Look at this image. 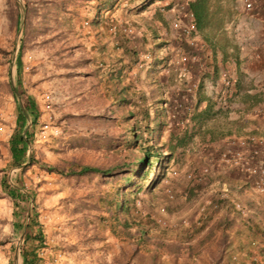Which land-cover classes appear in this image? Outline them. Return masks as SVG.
Masks as SVG:
<instances>
[{
    "label": "rangeland",
    "instance_id": "rangeland-1",
    "mask_svg": "<svg viewBox=\"0 0 264 264\" xmlns=\"http://www.w3.org/2000/svg\"><path fill=\"white\" fill-rule=\"evenodd\" d=\"M14 1L18 7V0ZM29 1L32 6H38L35 0ZM140 1L141 0H121L112 11H103L110 25L115 24L117 26L120 24L124 26L127 24L131 28L129 33L124 34L120 30L112 33L108 31L109 26H107L105 30H107L106 32H110L108 37L112 40L114 34L120 32L123 33L124 36H128L124 37L125 43L127 41L129 43H134L135 37H133V33L136 34L139 32L138 27L134 25L135 19L138 18L137 14H140V17L149 18V15H153L154 10L157 12V9H159V17L162 18L166 25L164 26L163 24L158 29H163L162 31L171 33V35L176 38L177 33L170 28L169 23L172 17L176 18L178 16L179 18V12L174 9L173 15H170V12L169 15H167L166 5L164 6L163 3L158 0L152 2L153 5L151 6L148 4V8H146V6L140 9L138 7ZM249 1L251 2V8L248 10L243 7L242 0H218L215 3L213 2V5L217 3L220 7V11L216 12L215 18H219L220 15H223L222 19L224 21H229L227 22L229 26L226 27V24L224 26L226 22H223L222 28L215 33L212 40L216 39L223 47L227 46V50H229L228 52L230 54H232L230 50L231 45L233 41L236 40H240L242 45H244V43L254 44L256 48H259L260 51L264 53V0ZM100 2L101 0H92L90 3L84 2L82 5L77 6L76 10L78 14L72 20L74 24L71 29L65 31L66 33L62 36L54 37L57 30V23H52V29L45 32V35L47 34L46 36L41 33L34 34V37L31 35L27 42L28 47L24 53V61L27 67L24 66L22 72V81L24 84L28 81V87L26 91H22L21 95H19V92L15 88L14 69L10 72V61L7 67L3 55L0 53V170L3 168L6 170L8 165V155L4 142L7 140L13 127L15 107L20 104L23 108V102L26 100V97H32L34 99L40 113L37 124L29 129L31 131V145H29L27 149L30 150V153L31 150H33L35 155L40 157L41 160L45 162L78 160L83 163L107 165L111 161H114L115 157L119 156L120 149L106 153L103 149L104 142L100 140L99 136H96V134L115 133L119 130V124L118 120L110 123V121L106 122L104 119L97 117L103 112L107 116H110V113L95 97L97 93V91H95L96 89L93 87L96 78L93 74L95 62H90L86 66H78L75 62V59L79 56H94L96 61L101 58L97 42L104 41L105 38L98 40L93 37L91 34L92 30L86 24L88 19L84 17L85 11L89 10L90 6L92 7V5ZM20 3L24 14L23 0H20ZM173 3H170V5L172 6ZM31 20L32 22L37 21L35 16H32ZM117 21H120V23L118 24ZM212 21L215 22L217 20L215 19ZM247 21H250L252 24L248 25V23H243ZM9 24L10 18L7 15L6 0H0V47L9 49L12 41L14 42L12 49L13 53L15 48L19 46L22 30L18 35V27L17 32L13 33L12 30H10ZM199 33L208 46V41H206V39L211 38L209 28ZM43 36L46 38L51 37L52 39L43 42ZM135 36H137V34ZM59 43L65 44L68 51L64 49L61 53H57L56 48ZM108 45V47L111 46L109 43ZM167 45V42H160L156 45L161 48L159 52L161 56L160 59L167 56V72L179 75L177 74V70H173L172 66V60L177 54V48ZM152 47H155V45H152ZM208 47H210V45ZM219 48L220 47H217L216 50L219 58L222 59L223 55L219 52ZM150 50L151 49H149L148 53H140V50L137 51L139 62H136L131 70L128 71V78L132 79L133 83L135 79L138 81L136 75L143 81L145 69L149 63L157 61V57L153 55ZM115 52L119 53L118 50H115ZM210 53L212 52L210 51ZM146 55H148V58ZM210 59H212V56ZM233 61L234 58L232 55L222 61L225 62V65H228L226 71L237 70L234 65L235 68L233 67L230 69L229 67V64ZM201 63L202 62H200V64ZM209 64L213 65L214 63L211 61ZM31 71H33L32 74L30 73ZM101 73H103V71H101ZM163 75L165 76L167 74L163 73ZM188 79L189 78L184 79L185 98L180 99L179 102H175L179 103L177 107H175L176 110L169 111L168 109L165 118L167 119V116L170 117L167 119L168 123L165 124L160 137L161 140L166 139V133L168 131L176 133L178 131L177 128H180L181 131H185L186 140L182 145L175 148L173 157L165 165V176L157 183L154 189H152V193H156L157 198L155 201L150 200L152 206L150 210L151 219L155 220L160 228H164L166 232L169 233L176 232L178 229L185 230L187 226H192V224L195 223V216H197L196 208L211 196V193L208 192L210 190H208L204 194H199L197 198H194V202H192L191 205H185L183 201V190L188 186H194L195 183H199L201 186H207L211 182H214L215 176H219L217 173L218 171L223 172L224 170H231L234 168L229 165L223 166L219 162V153L222 151V147L220 149V142L224 134H228V132L232 130H237L238 125L228 123L226 115H223L222 112H217V110L215 111L217 108L225 107L226 102L216 103V90L208 88L206 82L204 83L205 87H207L206 95L210 96L209 94H211L212 101H214L215 104L214 108H212L213 113L211 117L200 124L189 116L185 117L184 114L186 111H188L190 115L193 109L184 108L187 107L184 101L187 100L186 102H188L189 94V99L197 95V91L187 90V88L190 87V85H187ZM7 80L11 88L13 87L17 94L15 95L14 93V97L11 96L7 89ZM103 84L104 81L99 85L103 87ZM215 85L217 84L215 83ZM171 88H176V90L180 88L178 78H176L175 85L166 87L164 95L167 99L165 100L161 98L162 93H160L159 87L156 86V90H153L151 93L154 102L159 105H165L166 102V108H168L167 106L171 100ZM236 93L239 94L238 92H234V94ZM46 96H48L50 101L48 108H44ZM258 101L259 105H261L262 99ZM188 103H190L191 106V104H195L196 102L191 103V101H189ZM203 104H205V102H203ZM259 114L261 113L259 112ZM26 117L28 118V116ZM58 118L60 119V123L56 122ZM44 124H47V128L43 129L42 127ZM28 127L29 124L27 129ZM91 136L94 137L96 145L99 146V148L91 149L85 146L84 143L82 145L77 143L81 138H89ZM213 136L215 137L212 139ZM217 136L219 138H217ZM217 139H220V141H217ZM228 139L229 138L226 139V142H228ZM214 140L216 143L210 144V142ZM203 168H206L207 172L199 177L198 174ZM19 169L20 168L16 167L7 169L6 176L12 185L22 186L33 195L29 198L27 212L29 213L31 201H33L37 206L38 219L43 225L45 235L44 247L36 251L40 259L38 264H208V250L215 251L216 249L214 240L217 235L213 237L209 243L203 245L204 249H201L198 255L194 254L192 257L187 258L182 252L174 260L170 254L160 248L156 257L151 260L145 248L139 247L138 251L134 253V242L131 239L127 240L118 237L110 229L104 232V237L101 240L85 241L81 236L82 229L86 226L87 230H89L92 226L90 224L95 223V219L91 217L82 220L81 214L75 210L68 201V198L83 195L87 189L77 187L71 181L58 179L53 174L44 173L35 166L29 167L24 173H20ZM172 171L175 173L172 174ZM152 172L153 165L147 171L143 188L152 177ZM237 172L244 173L242 169H237ZM187 174H191V176L194 177L187 178ZM232 189L239 195L244 203L247 201L248 191L245 186L242 187L241 184H237L233 185ZM167 193H171L172 197L168 198ZM147 199L144 192L140 191L135 196V207L133 208L131 206V210L141 217L138 218L140 222L142 221L143 214L147 212L148 204H150L147 202ZM165 202L168 203L169 212L162 210V206H164ZM242 208H244L243 205ZM90 213L92 216L99 214L96 210H91ZM25 220L26 217L24 223ZM204 222L205 223L198 228L192 227L193 229L189 231L190 234L199 236L206 230L207 226L212 222V219L204 220ZM188 228L190 229L191 227ZM241 229L242 231L240 232L243 233L239 236L235 234V236L232 237L229 243L231 249H229L228 254L224 257L223 264H262V261H264L262 259V254L260 255L255 249L252 250L253 253L250 252L249 254L247 252V249H252L249 242L254 238L258 240L257 237L252 235L249 236L247 233L245 234L247 231L243 225ZM20 231L16 235L13 234L10 226V204L5 198L0 196V264H13L14 260L16 264H21L20 246L24 234L19 243L18 250L15 252V246ZM193 235L192 237H194ZM174 236L177 237L176 234ZM190 241L193 242V239ZM258 242L260 241L258 240ZM149 246L151 247V245Z\"/></svg>",
    "mask_w": 264,
    "mask_h": 264
},
{
    "label": "trees",
    "instance_id": "trees-1",
    "mask_svg": "<svg viewBox=\"0 0 264 264\" xmlns=\"http://www.w3.org/2000/svg\"><path fill=\"white\" fill-rule=\"evenodd\" d=\"M91 1L92 0H35L38 6H32L29 0H23L24 22L22 36L14 61V84L19 95H21L22 91H26L28 87V81H26L25 84L22 81V72L24 66L27 67L24 61V53L28 47L27 42L31 35L34 37V34L41 33L46 36L47 34L45 35V32L52 29V23H57V30L54 37L64 35L66 33L65 31L71 29L74 24L72 20L78 14L76 10L77 6L82 5L84 2L90 3ZM119 1L121 0H101L100 3H96L92 5V7L90 6L89 10H86L84 14V17L88 19L86 24L90 29H96V31L103 33L104 29L110 26L108 18L103 14V11H112L119 4ZM154 1L157 0H141L138 7L143 9ZM217 1L218 0H192L188 5L194 15L197 31L200 32L208 28L210 30L211 38L206 39V41H208V46L210 45L209 50L212 52V57L217 53L216 48L220 47L219 52L223 55L222 60H225L230 55L235 58L237 55L236 45H231L230 50L232 54H230L228 52L229 50H227V46L223 47L216 39L212 40L215 33L222 28L223 24V15H220L219 18H215L216 12L220 11V7L217 3L213 5V2L215 3ZM6 5L7 15L10 18V30L16 33L20 24L19 9L14 0H6ZM169 6L170 4H168L166 8ZM159 15V12L154 13L152 19L159 20ZM32 16L36 17V22H32ZM139 18V23L145 26L146 31H150L152 29L149 24L150 20H146L144 17ZM215 19L217 21L213 22L212 20ZM136 20L137 19H135V22ZM160 21H162V18H160ZM163 24L164 26L166 25L162 21V25ZM153 34H156L155 30L151 33V35ZM44 36L42 38L43 42L52 39L51 37L46 38ZM123 36V33H118L114 34L112 40L107 36L109 39L106 38V42L101 43L98 41L97 46H99L101 55L98 61H96L94 56H79L75 59L78 66H86L90 62H95V70L93 71V74L96 76L93 85L96 89L95 91H97L95 97L110 113V116H107L103 112L97 117L104 119L106 122L110 121V123L118 120L119 124V130L115 133L96 134V136H99L100 140L104 142L103 149L106 153L120 149L119 156L115 157V160L107 165L83 163L78 160L45 162L31 150L28 162L19 169L20 173H24L29 167L35 166L44 173L53 174L58 179L71 181L75 186L87 189L83 195L68 198V201L75 210L81 214L82 220L91 217L95 219V223L90 224L92 226L89 230H87L86 226L82 229L81 236L85 241L101 240L104 237V232L110 229L122 239H131L134 242V253L138 251L139 247H143L147 250L150 259L153 260L158 250L162 248L175 260L182 252L187 258L192 257L194 254L198 255L199 251L204 249L203 245L209 243L210 240L217 235L214 240L216 245L215 251L208 250V264H223L224 257L228 254L229 249H231L229 243L232 237L240 231L239 227L243 224L247 231L245 234L247 233L249 236L252 235L257 237L258 240L262 241L261 244V242L255 240V238L251 240L249 244L252 249H247V252L250 254V252L255 249L260 255L262 254V259L264 260V228H259L257 223L252 222L251 218H245L244 216L246 211L251 212L252 215H256L258 212L256 206L245 201L243 205L244 208L238 209L235 204L237 203L240 205L242 204L241 201L237 200V198H231L230 196L231 193L235 194L232 189L233 185L224 181L219 176L214 177L215 183L211 188L208 186L207 188L206 185L201 186L199 183H195L194 186H188L183 190L184 204L191 205L192 202H194V198H197L199 194H204L211 189V196H209L208 203L201 211L196 210L197 216H195V223L192 224V226H187L185 230L178 229L176 232L169 233L166 232L164 228H160L155 220L151 219L150 210L152 206L150 200L155 201L157 198L156 193H152V189H154L157 183L165 176V165L173 157L175 148L182 145L186 140L185 131H181L180 128H177L178 131L176 133L168 131L166 133V139L161 140L160 138L165 124L168 123L167 120L165 121L168 109L169 111L176 110L175 107H177L179 103L175 102H179L180 99L185 98V90L181 88L177 90L176 88H171V100L167 106L168 108H166V102L165 105L161 106V104L159 105L152 101L149 98V91L148 95L142 90L135 91V85L132 79L128 78V71L131 69V65L139 62L138 53L134 48H127ZM110 42L112 47H110L111 50L109 48V52L104 53L101 49L107 48ZM13 44L14 42L11 41L9 49L0 47V53L3 55L7 67L11 58ZM156 44L158 45V42ZM180 45H182V43L178 44L179 47ZM114 47H122V50L116 54ZM56 49L57 53H61L64 49L68 51L67 46L62 43L57 44ZM212 61L214 63L212 65V71L215 74L217 66L215 65L216 62L214 58H212ZM157 62L161 63L159 70L166 73L168 78H173L171 82L167 81L164 83L165 87L175 85L176 78L181 79L178 75L167 72V56L159 60L157 59ZM200 62L203 61L200 60ZM125 68H127V71L124 70ZM206 68L207 67H205V69ZM190 69L197 70L198 66L190 65ZM101 71H103V73H101ZM30 73L32 74L33 71ZM126 76L129 80L124 81ZM137 76L138 75H136V77ZM206 77L207 74L205 73L201 80H199L197 100L192 110L193 112L189 115V112L186 111L184 114L185 117L189 116L193 120L198 121V124L211 117L213 113L212 108H214L215 105L214 101H212L211 94H209L210 96L206 95L207 90L203 81ZM102 81H104L103 87L99 85ZM151 84V78L143 82L145 86H150ZM6 85L9 93L14 97V90L11 88L8 80ZM179 87L181 86L179 85ZM227 101L230 102L231 99L229 98ZM203 102H205V104L201 110L198 107ZM216 110L226 115L228 107H220L215 109V111ZM23 111L16 105L13 127L7 140L4 142L8 155L7 169L18 167L25 162L27 148L31 145V131L29 129L34 127L40 118V113L32 97H26V100L23 102ZM26 116L29 118V127L22 133L27 121ZM56 122L60 123V119H56ZM214 137L215 136H213L212 139ZM77 143H80L79 145L84 143L85 146L91 149L99 148L93 136L81 138ZM152 165V177L143 188L147 171ZM6 170L5 168L0 170V196L5 198L10 204V226L13 234L16 235L20 231L25 217L27 218L26 231L20 246L21 264H38L40 259L36 251L44 247L45 235L43 225L38 219L37 206L31 201L30 211L26 215L29 198L33 195L22 186L12 185L8 181ZM242 170L246 177L252 180V176L246 172L244 168H242ZM241 185L242 187L245 186L244 183ZM223 188H225V190H223ZM140 191L144 192V195L148 198L147 202L150 203L148 204L149 206L146 212L148 214H143L141 222L138 220L140 216L131 210V206L134 208L136 205L135 196ZM222 191H224L225 195L221 194L223 193ZM91 210H96L99 214L92 216L90 213ZM162 210L167 212L170 211L167 202L162 206ZM211 219L212 222L199 236L190 234L189 231L193 228L202 226L205 223L204 220ZM188 227L191 228L189 229ZM175 234L177 237L174 236ZM192 235L194 237H192ZM191 239H193V242L190 241ZM149 245H151V247ZM262 264H264V261H262Z\"/></svg>",
    "mask_w": 264,
    "mask_h": 264
},
{
    "label": "crops",
    "instance_id": "crops-1",
    "mask_svg": "<svg viewBox=\"0 0 264 264\" xmlns=\"http://www.w3.org/2000/svg\"><path fill=\"white\" fill-rule=\"evenodd\" d=\"M159 1H161L163 3V2H168L169 0H159ZM151 5H153V4L150 3L149 6H151ZM149 6H147L146 8H148ZM166 10H167L166 11L167 15H169V12H170V15H173L174 8L171 9V5L168 8H166ZM158 11H159V9H157V12ZM154 13H156V10H154L153 14ZM137 15H138V18H137L136 22L134 23V25L138 27L139 32L136 33L137 36H135L136 34L133 33V37H135V41H133L134 43H129L128 41L125 43L127 48H131V49L134 48L137 51L140 50V53L141 52H147L148 53L149 49H151L150 52L152 51V53H154L153 55H155L157 57V59L159 60L161 57L159 55L161 48L156 46L157 42H158V44L160 42H164V43L167 42L168 43L167 46H175V47L178 46V44L180 43L179 39L174 38L171 35V33H166L164 31H162L163 29H161V30L158 29L159 27L162 26L161 21H159L157 19H152L153 15H149V18H144L146 20H150V22L149 21L148 22L150 24V27L152 28L150 31H148V30L146 31L145 26L141 25L138 21L140 19L139 17L141 15L140 14H137ZM117 22H118V24L120 23V21H117ZM223 22H226V23H224V26H225V24H226V27L229 26V24L227 23L229 21L223 20ZM243 23H246V24L248 23V25L252 24L250 21L243 22ZM100 29H101V27H100ZM105 29H104V32L102 34L99 33L98 31L95 32L96 29H93L91 31V34L93 37L97 38L98 40L105 38L104 41H101V43H104V42H106V40H107L106 38H108L107 36L110 33V32H106L107 30H105ZM154 30L158 36L156 34L151 35V33L154 32ZM119 34H120V32H119ZM199 35H200V33H199ZM123 37H128V36H123ZM202 40H203V38H202ZM145 41H146V43H145ZM236 43L238 44V46ZM109 44H111V42ZM233 44L236 45V48H237L236 54L237 55L235 56L234 61L231 62V64H229V67L231 69L234 66H236L237 70L234 69V71L233 70H230V71L227 70L226 71V68H228V65H225V62H222L223 60L221 58H219V55L217 52L212 58H214V61L216 62L218 72L216 71V73L214 74L212 71L213 67L210 69V72H203V71L198 72V70H196V69L195 70L191 69L189 79L187 80V85H190V84L195 83V82L198 83L196 85V87H194V89H193V90L197 91L199 88L198 80H201L203 74L206 73L207 77L203 79L204 83L207 82L208 84H210L212 86L211 89H215L216 92H220V91H223L224 88H226L220 83V80L222 79V77L226 76L230 80L232 79L231 80L232 84H231L230 89H229L230 91H229L228 95L224 98V102H226L225 106L228 107V111L226 113V120L228 123H233L235 125H238V129L232 130L231 132H228V134H224V136L221 137L222 140L220 142L221 143L220 149H221V147L223 149L227 146V142H226L227 138L240 137L243 135H250V134L255 135L260 140L248 148V151L246 152L245 161L248 163H255V164L258 163L264 167V116L259 114V112H258V108L260 106L258 100H260V99L264 100V53H262L259 48H256L254 44H245L244 43V45H242L240 40L233 41ZM152 45H155V47H152ZM108 46L109 45H107V48H104L101 50L109 52V48L111 46L110 47H108ZM181 47H183L184 50L189 51V48H187L184 44H182ZM111 48H110V50H111ZM114 48H115V50H118V52L120 50H122V47H118V48L114 47ZM107 52H104V53H107ZM210 55L212 56L211 53H210ZM209 58H210V56H209ZM210 60L212 61V59H210ZM152 62L147 66V68L145 69V73H144V80L147 81L149 78H151L152 84L150 86L149 85L145 86V85H143L144 80L141 81L139 77H136L138 81H134V85H135L134 90L135 91L142 90V91H144V93L146 95H148V91H149L150 92L149 98L152 101H154L152 98V95H151V91L156 90L155 87L157 86V87H159L160 93H162L161 98H163L165 100V99H167V97L164 95V91L166 89L164 83H166L167 81L171 82L173 80V78L170 79V78H168L167 75H165V76L163 75L164 72L162 70H159V66L161 65V63H158L157 61L154 63H152ZM132 66L133 65H131L130 68H132ZM219 69H222V70H219ZM124 70L127 71V68H125ZM125 80H128L127 77H126V79H124V81ZM184 82H185L184 79H182V78L179 79V85L181 86L180 88L182 90L183 89L185 90V83ZM215 83L217 85H215ZM205 88H207V87H205ZM234 92H238L239 94H237V93L234 94ZM189 98H190V94L188 96V102L191 101V103H194L197 100V95L193 96L192 99H189ZM229 98L231 99L230 102L227 101ZM186 101H185V103L187 104V107H184V108H188L190 110L193 109L194 108L193 105H195V104H191V106H190V103H188ZM188 104H189V106H188ZM161 106H163V104H161ZM201 107L202 108L204 107L203 103H201L198 108H201ZM168 117L169 116H167V119H168ZM167 119L165 118V121ZM217 138H219V137L217 136ZM217 141H220V139H217ZM214 143H216L215 140L210 142V144H214ZM219 162L223 166L227 165L226 163H222L223 161L221 162V160H219ZM237 169H240V168L234 167L231 170L227 169V170H224L223 172L218 171L217 173H218L220 178H222L224 181L229 182L232 185L243 184V183L245 184V187L248 191L247 192V198L248 199L246 202L249 204L255 205L258 212L256 215H252L251 212L246 211L244 213L245 215L244 214H242V215H244L246 217L250 214V216H248V217H250L252 219V222L257 223L258 227L263 229L264 228V193L260 194V193L254 192L255 190L252 186L251 180H249L244 173L237 172ZM214 183L215 182H211L207 186L211 188L214 185ZM212 190H214V189H212ZM223 190H225V188H223ZM208 192L211 193V189ZM230 196H231V198H235V199L237 198V200L241 201V203H242L241 206L245 204L242 201V199L239 197L238 194L231 193ZM209 198L210 197H208L207 200H205L201 204H199L200 206L198 208H196V210L201 211L205 207V205L208 203ZM241 226L239 227L240 231H242ZM240 231L238 233H236V235L239 236L241 233H243ZM260 242L262 244V241H260Z\"/></svg>",
    "mask_w": 264,
    "mask_h": 264
},
{
    "label": "built area",
    "instance_id": "built-area-1",
    "mask_svg": "<svg viewBox=\"0 0 264 264\" xmlns=\"http://www.w3.org/2000/svg\"><path fill=\"white\" fill-rule=\"evenodd\" d=\"M189 2L190 0H169V2H163L164 6L173 3L171 9L174 8L179 12V18L178 16L176 18L172 17L171 22L169 23L170 28L177 33L176 38L180 40V44L182 43L187 48H189V51H185L183 47H181L182 45H180V47L177 46V54L172 60L173 70H177V74H179L178 76L182 79L189 78L191 70L190 65L195 64L196 66H198V69L200 68L199 72H210V69L212 68V65L209 64L211 63L209 47L200 38L199 32L196 29L194 15L188 5ZM242 3L245 9L248 10L251 8V2L249 0H242ZM117 30H120L124 34H127L131 31V28L127 24L124 26H121L120 24L117 26L115 24L109 26V31H111L112 33H115ZM146 57L148 58V55H146ZM200 60L203 61L201 64ZM205 67L207 68L205 69ZM231 80L226 76L222 77V79L220 80V83L226 88H224L223 91L216 92V103L223 102L224 98L228 95L230 86L232 84ZM196 85V82L190 84V87L187 88V90H193ZM207 87L212 88V86L208 83ZM44 101V108H48L50 102L48 96L45 97ZM260 106L258 108V112H260L261 115L264 116V100H262ZM42 128H47V124H44ZM259 140L260 139H258L255 135L251 134L229 138L227 146L223 148L219 153V160L232 167L244 168V170L252 176L251 183L255 192L262 194L264 193V167L258 163H248L245 161L248 148ZM206 172V168H203L198 174L199 177ZM171 173L174 174L175 172L172 171ZM186 177L193 178L194 176H191V174H187ZM222 192L223 193L221 194L225 195L224 191ZM167 197L171 198L172 194L167 193ZM235 206L238 209L242 208L237 203L235 204Z\"/></svg>",
    "mask_w": 264,
    "mask_h": 264
},
{
    "label": "water",
    "instance_id": "water-1",
    "mask_svg": "<svg viewBox=\"0 0 264 264\" xmlns=\"http://www.w3.org/2000/svg\"><path fill=\"white\" fill-rule=\"evenodd\" d=\"M17 3H18L19 10H20V16H21V21H20L19 29H18V35H19V34L21 33V30H22L23 16H24V14H23L22 5H21V3H20V0H18ZM15 47H16V45H15ZM17 49H18V46L15 48V50L13 51V53H12V55H11L10 65H9V70H10V72L12 71V69H14V61H15V56H16ZM12 89L14 90L13 87H12ZM14 93H15V90H14ZM15 95H17V94L15 93ZM19 107H20V109L23 111V108L21 107L20 104H19ZM23 112H24V111H23ZM26 120H27V121H26V125L24 126V128H23V130H22V133H24V132L26 131L27 126H28V124H29V120H28L27 117H26ZM29 157H30V150L27 149V151H26V160H25V162H24L22 165H20V166H18V167H16V168H21L23 165H25V164L28 162ZM27 214H28V212H27ZM26 223H27V218H26L25 223H24L23 227L21 228L20 234H19V236H18V238H17V243H16V246H15V252L18 250L19 243H20V241H21V239H22V236H23L24 231H25V228H26ZM13 264H16V261H15V260H14V263H13Z\"/></svg>",
    "mask_w": 264,
    "mask_h": 264
}]
</instances>
